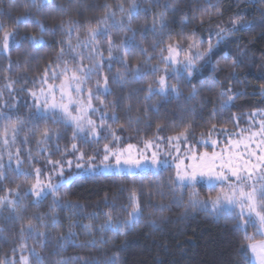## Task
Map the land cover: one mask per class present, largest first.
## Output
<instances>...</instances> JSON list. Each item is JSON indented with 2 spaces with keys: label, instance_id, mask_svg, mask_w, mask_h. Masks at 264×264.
<instances>
[{
  "label": "snow or ice",
  "instance_id": "6c2138e0",
  "mask_svg": "<svg viewBox=\"0 0 264 264\" xmlns=\"http://www.w3.org/2000/svg\"><path fill=\"white\" fill-rule=\"evenodd\" d=\"M260 2L264 3V0ZM15 6V4L10 5L8 13L14 26L8 28L3 21H0V53L8 57L13 44L20 47L25 41L29 47L37 48L45 42L44 33H50L54 39L58 30L61 38L55 42L61 47L57 53L55 68H52L50 64L45 66L43 75L40 77L41 87L38 90L27 89L28 95L32 98V104L25 105L30 108L27 119L19 114H11L13 109L19 112L14 102L3 101V106L0 107V120L5 122L3 138L5 150L9 144V133L13 144L25 128L33 135L38 133L36 141L38 151L33 155L31 150H28L27 159L30 162L28 168L23 166L24 160L21 158L19 147L16 148L15 153L7 151V162L4 160V152H0V188L5 192V195H0V219L12 225V242L15 245L11 249L12 257L6 253L3 258H0V264H123L119 255L125 250L123 243L115 251L102 249L97 250L96 254L89 252L83 256L77 255L71 258L61 257L60 252L69 246L95 249L97 243H108L111 238L106 234L109 232L126 237L132 228L140 223L145 206H151L163 212L167 205L159 201L153 203L150 199L151 192L148 193L147 203L142 205L140 194L132 188L129 190L128 204L122 205L127 212L125 218L121 219L109 210L103 213L104 219L99 224H77L75 217L85 215L80 211L83 205L61 196V188L102 173L137 176L147 169L159 172L164 168L173 167L174 174L168 177V187L173 197L178 196L182 200L185 190H189L185 212L179 219H183L189 209H199L210 215L214 221L224 220L225 227H228L230 223L232 235L235 237L234 247L230 242L231 254L221 260L220 264H264V110H253L248 113L249 128L236 132L235 135L239 139L229 138L228 147L219 152L215 151L218 141L211 139L212 132L216 130L213 124L209 129L208 139H204L202 134L201 139L197 141L198 144L214 149L209 153L208 151L198 152L195 145L188 143L191 123L185 124L182 130L174 135L167 137L154 135L137 144L128 143L122 146L121 138L116 135L105 119L116 121L119 117L115 112L109 116L102 108L93 105V100L98 101L101 106L104 105L101 96L112 92V84L123 90L129 78L139 82L147 80L151 75L149 82L140 89L133 90V92L144 93L145 106L137 111L147 115L150 109L159 111L156 105L147 102L152 101L154 97H159L161 102H167L168 98L173 96L179 98L182 95L180 82L183 80L191 83V78L202 68L211 66L214 73L217 70L230 69L229 75L235 77V70L244 63L246 50L241 49L238 55L232 56L231 49L225 51L224 48L227 47V42L234 33L242 29L259 27L261 35H264V9L260 10L259 19L249 20L245 15L236 14L226 22H219L213 26L212 21L223 16L221 9L217 4H212L211 8L215 11H209L207 8L200 9L197 4L200 15L194 16L193 19L199 27L182 29L173 38L167 12H177L178 6H170L167 0L163 2L162 0H117L115 4L104 3L101 6L102 14L95 18L94 26L91 20H88L89 26L81 38L78 30L79 21L70 19L66 24L64 20H60L49 27L39 18L43 9H54L61 13L65 11V6L55 4V0H24L21 5L24 8L23 14L12 17L11 8ZM92 6L87 5V7ZM83 8L85 5L81 4L79 9ZM141 13L145 18L151 13V22L145 19L143 24L134 25V21L140 17ZM81 15H83L82 12ZM182 23L186 25L188 21L185 20ZM20 24H32L37 31L32 34L25 33L17 41ZM205 24L209 25L207 29H204ZM113 32L117 35L114 36ZM149 32L155 39L149 47H144L143 41ZM73 33H75V45L72 43ZM165 36L168 37L167 42L164 40ZM102 41L106 47H101ZM85 48L86 55L81 52V49ZM157 49H159L158 53ZM136 50L139 51L142 59L132 63L129 60V54ZM221 53L220 58L227 63L222 66L220 60H217L213 64L214 57ZM65 54L70 55L76 62L70 64L64 59ZM85 59L89 61L87 65L83 63ZM154 59L158 61L155 64L151 63ZM11 63L9 60V69ZM113 63L121 65L114 73L111 72ZM105 65L110 75L103 71ZM56 69H59V72ZM93 75L97 77L95 89H86L85 85ZM169 77L176 82L171 83ZM50 78L53 81L60 79V83H48ZM5 79L9 80L5 87L10 93L15 91L13 85L16 81L8 77ZM209 80L210 84L206 85V82H202L201 86L206 85L211 88L216 83L214 77H209ZM259 90L260 95L264 96V84L259 85ZM20 91L23 92L25 89L22 87ZM85 91L86 95H84ZM199 91L200 89L193 85L186 99H193ZM131 94H128L129 97ZM241 94L243 93L231 86L222 87L218 93L219 109L229 107L235 97ZM3 95V90H0V100ZM111 103L115 105L118 101L114 100ZM131 108L132 104L129 103L127 109L130 111ZM216 111L214 107L212 114L215 115ZM97 112L100 113L99 123L90 116V113ZM256 117L261 119L257 121ZM49 121L53 125H62L65 129L71 128L73 143L70 149L67 147L64 149L65 153L79 152L78 145L75 143L77 139L84 143L90 141L98 143L101 132L106 131L111 136V140L103 145V155L99 163H94L100 155L99 152L87 158L84 152H79L76 159L83 163H76L75 167L80 171L74 175L65 176L64 174L65 166L69 169L72 167L70 160L62 162L46 159V165L51 166L52 169V172L47 174L43 173L41 168L34 167L31 162L45 153L49 157L52 155L47 148L49 141L53 138L59 140L62 135L60 127L46 126L43 130L39 128L41 122L47 125ZM139 121L140 117L137 116L136 122L139 123ZM129 123H131V117H129ZM29 125L31 127H28ZM120 127L123 129V125ZM254 127L257 130L253 131ZM162 130L163 126L158 124L157 133ZM219 131L228 132L226 128H221ZM27 142L28 137L25 135L22 143ZM182 145H184L183 151ZM56 149L59 151L58 144ZM42 175L44 179H41ZM19 177H23L21 184H16L15 187H3L4 181L14 182ZM197 184L207 185L210 190L217 188L219 190L215 192V195L210 194L201 198L196 189ZM120 191L123 192L124 189L121 188ZM160 194L163 196V192ZM49 196L52 197V203L49 205L48 212H33L27 216L22 214L26 211L24 201L29 197L33 198L32 204L39 205ZM104 200L107 204L108 197L105 196ZM112 208H115L114 203ZM57 209L68 210L69 224L66 231L59 230L61 221ZM86 215L92 220L97 213ZM160 219L167 221L168 218L161 216ZM17 222H19L18 228ZM148 223L151 228L159 230L156 219ZM75 226L83 228V234L87 237L79 244L75 239L79 233L73 231ZM250 228L252 232H249ZM3 231L4 229H0V239L6 243L8 237L3 235ZM257 236L260 239H257ZM29 239L33 241L31 247L26 243ZM17 241H19L18 244ZM17 247L22 253L25 250L29 253L21 254L18 262L15 258ZM37 247L41 251H37ZM112 247L116 248V245L113 244ZM44 249L49 251L51 257L59 258L45 257L42 254ZM157 264H163V262L157 261Z\"/></svg>",
  "mask_w": 264,
  "mask_h": 264
},
{
  "label": "trees",
  "instance_id": "16d2710c",
  "mask_svg": "<svg viewBox=\"0 0 264 264\" xmlns=\"http://www.w3.org/2000/svg\"><path fill=\"white\" fill-rule=\"evenodd\" d=\"M116 2L117 0H55V4L65 6V11L61 13L54 9H43L39 18L49 27L60 20H64L66 24L70 19L79 21L78 30L81 33V38H83L85 30L89 26L88 20L90 19L94 26L95 18L103 12L101 6L104 3L115 4ZM167 2L170 6H178L179 9L175 13L167 12L169 28L173 38L182 29L199 27L198 23L193 19L194 16L200 15V11L197 10V4H199L200 9L207 8L209 11H215V9L211 8L212 4H217L221 9L223 16L215 18L212 21L213 26L219 22H226L236 14L245 15L249 20L259 19L260 10L264 9V3L260 2V0H167ZM23 3L24 0H2L0 2V13H2L0 21H3L8 28H12L14 25L8 15L10 5H16L11 8V16L15 17L23 14L24 8L21 6ZM81 4L85 5V8L79 9ZM87 5L93 6L87 7ZM81 12L83 15H81ZM145 19L150 23L151 13L147 18L141 13L140 17L134 21V25L143 24ZM185 20L188 21L186 25L182 23ZM208 26V24H205L204 29H207ZM18 27L17 41L25 33L32 34L37 31L32 24H20ZM113 35L116 36L117 33L113 32ZM44 37L45 42L37 48L29 47L25 41L20 47H16L13 44L8 57L0 53V90H3L4 93L2 100H0V107L3 106V101L14 102L19 108V112L17 113L13 109L11 114H19L25 119H27L30 111V108L25 105L30 106L32 104V98L28 95L27 89L38 90L41 87L40 77L43 75L44 68L49 64L52 68H55L57 53L61 47L59 43L55 42L61 38L59 30L54 39L50 33H44ZM153 39L155 37L149 32L143 41V46L149 47ZM164 40L167 42L168 37L165 36ZM72 43L74 45L76 43L75 33L72 36ZM101 47H106L103 41ZM229 49H231L230 54L232 56L238 55L241 49L246 50L247 53L244 57V63L235 70V77L229 75L230 69L217 70L214 73L211 66L202 68L191 78V83L183 80L180 82L182 95L179 98L173 96L169 97L167 102H161L159 97H154L152 101L147 102L148 104L156 105L159 108L158 112L151 109L147 112V115L143 112H138L137 109L143 108L146 103L143 100L144 93L133 92V90H138L149 82L151 75H149L147 80L139 82L132 81L129 78L123 90L112 84V92L101 96V99L104 100V105L101 106L96 100H93V105L97 108H102L109 116L112 112H115L119 117L116 121L105 119L116 135L121 138L122 146L128 143L137 144L154 135L163 137L174 135L188 123L192 125L188 141L190 144H197L202 134H204L203 138H206L213 124L216 126V132L213 131L212 134L219 132L218 135H220L221 132L219 130L221 128H226L230 132H237L247 127L248 113L253 110H264V96L260 95L259 90V85L264 84V35H261L259 27L247 30L242 29L234 33L233 37L227 42V47L224 50L228 51ZM149 51H151V48H149ZM81 52L86 55L87 49H81ZM156 52L158 53L159 49ZM104 55L106 58V51ZM221 55L222 53L214 57L212 63H216L217 60H220L222 66L227 63L220 58ZM64 59L68 60L70 64L76 62L67 54H65ZM139 59H142V57L138 50L129 54L130 62L136 63ZM9 60L12 62L10 69ZM157 62L156 59L151 61L153 64ZM83 63L87 65L89 61L85 59ZM120 67L121 65L113 63L111 72L114 73ZM56 70L59 72V69ZM103 71L109 75L111 74L108 73L107 65H105ZM5 77L16 81L13 85L15 91L10 93L9 89L5 87L9 83V80L5 79ZM209 77H214L216 80V83L211 88L206 86L211 83ZM96 79L97 77L93 75L92 79L85 85V88H93L94 90ZM169 80L171 83L176 82L171 77H169ZM48 81L51 82L52 79L50 78ZM202 82H206L203 87L201 86ZM193 85L200 91L193 99L187 100L186 97ZM228 86L238 89L243 94L236 96L229 107L220 110L218 93L222 87L226 88ZM22 87L25 89L23 92L20 91ZM129 93H132L130 97ZM114 100L118 101L115 105L111 103ZM129 103L132 104L130 111L127 109ZM214 107L217 109L215 115L212 114ZM99 115V112L90 113L91 118L96 120L97 123L100 120ZM137 116L140 117L139 123L136 122ZM129 117H131V123H129ZM158 124L163 126V130L157 133L156 126ZM121 125H123V129H121ZM46 126L60 127L62 135L59 140L53 138V140L49 141L47 148L52 153L50 157L45 153L36 161L31 162L34 167L41 168L43 173L52 172L51 166L45 163L46 159L61 160L62 162L71 159L73 166L77 162L76 155H79V152H84L85 158L96 155L97 152L102 154L103 145L111 140V136L106 131H102L98 143L91 141L84 143L77 139L75 143L78 145L79 152L72 153L69 151L65 153L64 149L66 147L70 149V145L73 143L71 140V128L65 129L62 125H53L50 121L47 125L41 122L39 128L43 130ZM4 127L5 122L0 120V138H4ZM28 127H31V125ZM25 135L28 137V142L22 143ZM37 139L38 133L33 135L25 128L24 131L19 133L15 144H13L9 133V150L15 153L16 148L19 147L21 149V158L24 160L23 166L25 168H28L30 164L27 159L28 150L30 149L33 155L38 151ZM57 144L59 145V151L56 149ZM212 149L210 146L202 144H197L196 147L198 152ZM3 150L4 148H0V152H3ZM6 158L7 155L4 154V160ZM71 173L68 171L64 172L65 176ZM171 174H174V168H164L159 172L148 169L137 176L102 173L79 180L71 186L62 187L60 190L61 196L83 205L80 211L85 215L75 217L77 224H99L104 219L103 213L109 210H112L113 214L121 219L125 218L127 212L122 208V205L128 204L129 190L132 188H135L140 194L142 205L147 203L149 199L148 193L151 192L150 199L153 203L159 201L167 205V207H165L163 212H160L156 208L145 206L140 223L136 224L126 237L116 236L114 233L109 232L106 234L111 238L108 243H97L95 249L69 246L61 250L60 256L71 258L77 255L83 256L89 252L96 254L97 250L102 249L115 251L123 243L125 250L119 253L123 264H157V261H162L163 264H220L221 260L226 259L231 254L230 242L231 246L234 247L235 237L232 235L230 223L228 227H225L224 220L214 221L210 215L199 209H189L187 215L183 219H179L181 214L185 212L189 190H185L182 200L178 196L174 198L168 187V177ZM22 182L23 177H19L14 182L4 181L3 187H15L16 184H21ZM24 187H27V185H24ZM121 188L124 189L123 192L120 191ZM196 189L201 198H205L210 194L215 195V192L219 190L218 188L210 190L206 185L202 184L196 186ZM161 192H163V196H161ZM0 195H5L2 188H0ZM105 196L108 197L107 204L104 200ZM32 199V197H29L24 201L26 211L22 213L23 215L27 216L33 212L46 213L49 211V205L52 203L51 196L39 205L32 204ZM113 203L115 204L114 209L112 208ZM57 212L61 221L59 230L66 231L69 224L67 219L68 210L60 211L57 209ZM93 212L97 213V216L95 219L90 220L86 214ZM161 216L167 217V221H162L160 219ZM152 219H156L159 230L149 226L148 222ZM18 226L19 222H17L16 227L18 228ZM0 229H4L3 235L8 237L6 243L3 239H0V258H3L6 253L9 257H12L11 249L15 246L12 242V225L6 224L5 221L0 219ZM73 231L79 233L75 238L77 244L87 239L83 234V228L75 226ZM249 232H252L251 228ZM258 238L260 237L257 236ZM18 243L19 241H17ZM26 243L31 247L33 241L29 239ZM113 244L116 245V248L112 247ZM165 245L166 247H163ZM37 251H41V249L37 247ZM24 253H28L27 250L22 253L17 247L15 258L19 254ZM42 254L49 259L59 258L51 257L47 249L42 250Z\"/></svg>",
  "mask_w": 264,
  "mask_h": 264
},
{
  "label": "rangeland",
  "instance_id": "374dc122",
  "mask_svg": "<svg viewBox=\"0 0 264 264\" xmlns=\"http://www.w3.org/2000/svg\"><path fill=\"white\" fill-rule=\"evenodd\" d=\"M60 79H63V77H61ZM60 79L55 80V81L52 80L51 82L48 81V83L59 84V83H60ZM84 95H86V91H85ZM57 97H59V93H58V92H57ZM99 118H100V115H99ZM259 119H261V117H256V120H257V121H259ZM93 120H94V119H93ZM247 120H248V118H247ZM247 122H248V121H247ZM248 128H249V124L247 123V127H245L244 129H248ZM252 130L255 131V130H257V129L254 127V128H252ZM238 131H239V130H238ZM238 131H237V132H238ZM215 132H216V131H215ZM218 133H219V132H217L216 134L214 133V134L211 135V139H214V140H217V141H218V144H217V146H216V148H215V151H217V152H219V151H221L222 149H225L226 147H228V139H229V138H231V139H233V140L239 139V137L235 135L236 131H233V132L228 131L227 133H222V132H221L220 135H218ZM245 134H247V133H245ZM204 139H208V136H207L206 138H204ZM189 144H190V143H189ZM197 144H198V143H197ZM197 144L193 143V145H195V147H197ZM202 145H203V144H202ZM0 146H2V147H0L1 149L4 148V145H3V138H0ZM141 146H142V145H141ZM183 148H184V145H182V151H183ZM211 148H212V147H211ZM213 150H214V149H212V150H208V152L211 153ZM7 151H10L8 146H7V150H5V148H4V150H3V152H4L5 155H7ZM205 151H207V150H205ZM202 152H204V151H202ZM102 155H103V153L100 154L99 156H97V159L94 161V163H97V164H98V163H99V159L101 158ZM76 156H78V155H76ZM7 159H8V157L6 158L5 162H7ZM169 159H171V157H170ZM70 160H71V159H70ZM68 161H69V160H68ZM76 163H83V161H78V160H77ZM76 163H74L73 166H72L70 169L67 168V166H65V171L72 172L70 175H74V174L78 173V172L80 171V169H77V168L75 167ZM186 163H187V161H186ZM173 168H174V167H173ZM147 170H148V169H147ZM151 170H152V169H151ZM47 173H49V172H46L45 174H47ZM67 176H68V175H67ZM41 179H44V177H42ZM198 185H199V184H197V186H198ZM206 186H207V185H206ZM258 239H260V238H258ZM20 255H21V254H19L18 257L16 258L17 262H18V260H19V256H20ZM23 255H28V253H24Z\"/></svg>",
  "mask_w": 264,
  "mask_h": 264
}]
</instances>
